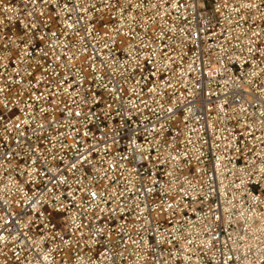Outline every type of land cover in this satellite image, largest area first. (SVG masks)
I'll list each match as a JSON object with an SVG mask.
<instances>
[{"label": "built area", "instance_id": "built-area-1", "mask_svg": "<svg viewBox=\"0 0 264 264\" xmlns=\"http://www.w3.org/2000/svg\"><path fill=\"white\" fill-rule=\"evenodd\" d=\"M0 264H264V0H0Z\"/></svg>", "mask_w": 264, "mask_h": 264}]
</instances>
